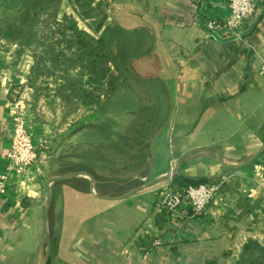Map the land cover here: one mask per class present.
Segmentation results:
<instances>
[{"label":"crops","instance_id":"1","mask_svg":"<svg viewBox=\"0 0 264 264\" xmlns=\"http://www.w3.org/2000/svg\"><path fill=\"white\" fill-rule=\"evenodd\" d=\"M256 1V13L233 33L211 34L206 22L228 17L227 0H95L101 8L94 17L61 0L59 17H74L95 37L99 23L135 36L154 56L136 67L158 77L167 93L166 114H158L156 93L142 113L103 114L115 141L119 134L151 137L94 175L76 164L96 142L114 146L96 136L99 115L65 114L59 103L34 99L26 82L37 52L0 38V176L9 172L15 98L25 102L39 154L0 193V264H42L47 182L76 171L91 174L103 198L86 176L54 183L49 264H236L249 240L264 246V151L246 164L264 147V0ZM176 176L219 184L198 216L186 205L163 208L161 192L177 187Z\"/></svg>","mask_w":264,"mask_h":264},{"label":"trees","instance_id":"2","mask_svg":"<svg viewBox=\"0 0 264 264\" xmlns=\"http://www.w3.org/2000/svg\"><path fill=\"white\" fill-rule=\"evenodd\" d=\"M94 1L75 0L79 15L96 16L101 7ZM60 4L61 0H0V38L37 52L26 82L33 98L43 97L52 106L59 103L65 114L83 109L99 115L96 136L103 142L112 139L111 122L103 118L107 111L125 108L142 113L150 107L146 103L150 95L156 93L158 114H166L167 93L162 81L143 75L136 67L138 61H152L153 54L141 51V42L118 27L103 29L99 23L97 31L102 32L93 36L80 29L74 17H59ZM116 136L117 141L112 139L115 147L96 142L87 154L80 155L76 165L94 175V169L117 165L151 137L134 133ZM199 183L202 181L174 177L180 189ZM236 264H264V246L249 240Z\"/></svg>","mask_w":264,"mask_h":264},{"label":"built area","instance_id":"3","mask_svg":"<svg viewBox=\"0 0 264 264\" xmlns=\"http://www.w3.org/2000/svg\"><path fill=\"white\" fill-rule=\"evenodd\" d=\"M227 4L228 17L223 20L215 18L207 20L206 28L211 34L237 28L243 21L250 19L257 10L256 0H227ZM14 102L17 104L18 112L14 118L11 147L7 153L9 172L0 176L1 194L6 192L11 174L21 175L36 165L39 160L37 144L28 130L24 116V100L15 98ZM219 187V184L215 182H202L183 189L166 187L161 192V204L164 209L172 213L186 205L193 216H198L214 200Z\"/></svg>","mask_w":264,"mask_h":264},{"label":"water","instance_id":"4","mask_svg":"<svg viewBox=\"0 0 264 264\" xmlns=\"http://www.w3.org/2000/svg\"><path fill=\"white\" fill-rule=\"evenodd\" d=\"M263 151H264V147L261 150H259L254 156H252L246 162V164L252 162ZM180 166H181V162L174 168V170L170 174L167 175V177L174 176V174L179 170ZM79 175L80 176H86L87 178H89V180L91 182V192L93 194H95V196H97L98 198H103L102 196L95 193L94 186H95L96 180L91 174H89L87 172H81V171L80 172L79 171L71 172V173L66 174V175H58V176L51 177L48 180V182H47V198H46V206H45V213H44V224H45V233H46V254H45V257L43 259L42 264H49L51 254H52V242H51V237H50V233H49V229H48V219H49L50 209H51L52 200H53V185H54V183H56L58 181L67 180V179H70L71 177L79 176Z\"/></svg>","mask_w":264,"mask_h":264},{"label":"rangeland","instance_id":"5","mask_svg":"<svg viewBox=\"0 0 264 264\" xmlns=\"http://www.w3.org/2000/svg\"><path fill=\"white\" fill-rule=\"evenodd\" d=\"M29 90V89H28ZM30 91V90H29ZM30 95V94H29ZM24 104H25V102H24ZM143 144H144V147L146 148L147 147V144H148V138L147 139H145L144 141H143ZM137 170H139V171H142L143 169L142 168H140V169H137ZM143 172V171H142ZM135 186H138V184H134ZM141 185V184H140ZM130 189V188H129ZM129 189H127V190H129ZM109 191H120V190H118V189H113V188H110V189H108ZM123 191V190H122ZM113 193V192H112Z\"/></svg>","mask_w":264,"mask_h":264}]
</instances>
